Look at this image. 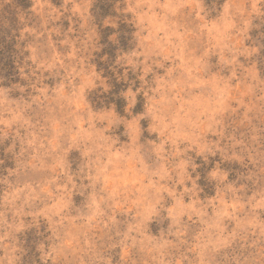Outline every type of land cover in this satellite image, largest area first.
Instances as JSON below:
<instances>
[{
    "label": "rangeland",
    "instance_id": "rangeland-1",
    "mask_svg": "<svg viewBox=\"0 0 264 264\" xmlns=\"http://www.w3.org/2000/svg\"><path fill=\"white\" fill-rule=\"evenodd\" d=\"M0 264H264V0H0Z\"/></svg>",
    "mask_w": 264,
    "mask_h": 264
}]
</instances>
